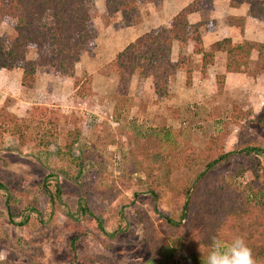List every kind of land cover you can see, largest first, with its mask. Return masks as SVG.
Wrapping results in <instances>:
<instances>
[{
	"label": "rangeland",
	"instance_id": "obj_1",
	"mask_svg": "<svg viewBox=\"0 0 264 264\" xmlns=\"http://www.w3.org/2000/svg\"><path fill=\"white\" fill-rule=\"evenodd\" d=\"M189 1L141 2L139 23L126 27L120 16L106 14L103 0H93L95 46L90 54H82L73 77L38 68L34 84L27 86L21 83L22 76L18 78L20 69L8 71L12 72L8 76L0 74V111L24 118L32 107L43 106L64 116L60 148L53 146L49 153L32 144L19 147L8 136L0 139V261L151 264L142 243L144 230H150L157 240L168 238L162 228L167 218L179 219L182 181L194 178L201 169L194 167L189 172L188 157H205L202 153L206 148L218 143L214 145L212 139L224 133L219 147L225 152L247 148L264 152V122H260L264 119V76L251 75V70L245 81L226 87L225 79L214 68L213 80L201 83L206 76L201 63L188 58L189 86L187 73H178L167 96L159 98L151 79L140 81L136 75L125 97L117 95L118 78L109 67L111 61L138 35L166 26ZM201 1L202 20H212L229 3ZM225 24L231 26L229 17L217 20L214 32L220 33L218 37L224 36ZM0 37H14L12 28L3 21ZM254 37L264 41V31ZM35 58L36 49L29 48L27 59ZM255 59L254 54L252 61ZM88 76L91 83L87 91L79 86ZM74 81H79L78 87ZM234 112L241 115L236 125L230 120ZM75 128L80 133L67 152L65 146L71 140L66 134ZM146 131L154 133L158 144L152 156L154 167L147 171L135 162L134 148L127 139V133L143 137ZM238 165L248 166L247 181L264 185V179L256 180L264 170V157L254 154L237 155L211 171L202 185L217 183L218 175L229 178ZM147 173L158 181L157 201L147 192ZM80 205L87 209L85 213ZM186 255L184 249L176 251L174 264H191ZM257 264H264V258Z\"/></svg>",
	"mask_w": 264,
	"mask_h": 264
},
{
	"label": "trees",
	"instance_id": "obj_2",
	"mask_svg": "<svg viewBox=\"0 0 264 264\" xmlns=\"http://www.w3.org/2000/svg\"><path fill=\"white\" fill-rule=\"evenodd\" d=\"M164 0H103L108 16H120L126 27L139 23L141 2L152 4ZM213 1V0H212ZM93 0H0V21L7 23L13 31L11 40L0 37V70H22L21 83L32 86L38 68H51L55 75L73 77L75 65L83 53H91L94 48L95 32L92 26ZM201 0L182 8L169 22L168 27L152 29L138 36L121 50L109 64L118 78L117 95L125 97L130 82L136 75L140 81L151 79L154 92L159 98L167 96L178 72L186 70V58L179 56L172 60V48L176 44L183 51L192 46L193 53L201 55V70L212 65L218 53L226 55L227 74H247L264 76V43L243 41L234 43L225 38L211 44L206 50L201 30L213 33L217 23L213 20H200L190 23L189 16L203 12ZM247 6L248 18L264 23V0H229L230 8ZM230 25L240 30L245 24L244 17L229 18ZM29 48L36 49V58L27 59ZM256 59L252 61V55ZM187 73L186 86L191 77ZM224 79V76H222ZM79 88L90 90L91 77ZM79 81H74L78 87ZM236 110V109H235ZM232 124L236 125L241 115L234 112ZM250 114V112H249ZM59 110L43 106L31 108L27 117L19 118L5 110L0 111V139L8 136L18 142L19 147L32 144L43 152L54 146L60 148L62 121ZM261 123L264 119L260 120ZM67 133L70 144L65 147L70 152L80 129ZM226 132V131H225ZM221 134V133H220ZM226 134V133H224ZM218 139L202 153L187 158L188 171L200 167L197 176L182 181L179 198L182 211L178 220L167 218L162 228L167 239L157 240L150 230H144L142 243L149 253L151 264H174V254L179 249L186 251L191 264H206L212 238L231 242L241 236L252 250L256 264L264 258V185L247 181L248 166L238 165L230 172V177L217 176V183L203 186L211 171L231 161L237 155L264 157L259 148H247L234 152L220 149ZM140 135V134H139ZM139 137L127 133L128 143L133 146L134 160L145 171L153 168L152 156L158 144L153 132L147 131ZM167 139V138H165ZM81 168V167H80ZM256 174V173H255ZM243 178L242 181H238ZM264 179V170L256 180ZM147 192L154 201L159 197L158 181L147 173ZM82 212L85 206L80 205ZM93 217V215H91ZM143 223V220L140 219ZM0 264H5L0 261Z\"/></svg>",
	"mask_w": 264,
	"mask_h": 264
},
{
	"label": "crops",
	"instance_id": "obj_3",
	"mask_svg": "<svg viewBox=\"0 0 264 264\" xmlns=\"http://www.w3.org/2000/svg\"><path fill=\"white\" fill-rule=\"evenodd\" d=\"M193 1L194 0H190L189 3L193 2ZM214 6L212 7V9L214 8ZM246 13H247V6L246 5H243L240 8L234 9V8H230L228 6V3H225V5L223 7V11L220 14H218V16H216V15L212 16L211 19L213 18L212 20H214V18H216L215 22L217 23V20L221 19V17H224V19L228 18V17L229 18L244 17L245 18L244 27L242 30H240L236 27L229 26L228 24H225L224 29L222 31V34H224L223 37H221L220 35L218 37V34H220L219 32L218 33L217 32L207 33L202 29L201 30V36H202L204 48L207 50L211 44L215 43L216 41L225 39V38H229L234 43H240L243 41H254V42L264 43V41H259L254 37L255 35L259 34L260 31H262V32L264 31V27H260V23L261 24H264V23L259 22V21L254 20V19H251V18H248L246 16ZM200 14H201V12L190 15L189 16L190 23H196V22H199L200 20H202V17ZM192 18H193V20H192ZM194 18H195V20H194ZM170 20L168 21V24L166 26L159 25L158 27H160V26L168 27ZM153 29H156V27ZM142 34H144V33H142ZM138 36H140V35H138ZM180 55L185 57L186 59L190 58L193 60L194 58H197L196 60L198 62H201V55L194 54L191 45H189L186 50L181 51L178 49L177 45L175 44L172 48V55H171L172 60L177 61L178 57ZM218 61H220V63H221L220 66H217ZM225 63H226V55L224 53L216 54L213 64L207 67V69L205 71L206 76H204L201 79L202 80L201 83H204L205 81H208V80H213L214 77L211 74H213L214 71L212 72L211 70H213L214 68H218V70H219L216 72V74H221L222 76H224L226 87L229 84H231V86H232V85H235L239 82L245 81V78H249L248 74H227L225 72ZM185 68H186V66H185ZM11 73L12 72H8V71H7V73H3V71L0 72V74L7 75V76L10 75ZM178 73L186 74L187 69L181 70ZM178 73H177V75H178ZM21 76L22 75L20 73L18 78H20ZM249 80L253 81L254 79L251 78Z\"/></svg>",
	"mask_w": 264,
	"mask_h": 264
},
{
	"label": "clouds",
	"instance_id": "obj_4",
	"mask_svg": "<svg viewBox=\"0 0 264 264\" xmlns=\"http://www.w3.org/2000/svg\"><path fill=\"white\" fill-rule=\"evenodd\" d=\"M206 264H256V261L243 237L236 236L231 242L213 237Z\"/></svg>",
	"mask_w": 264,
	"mask_h": 264
}]
</instances>
